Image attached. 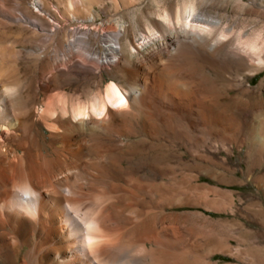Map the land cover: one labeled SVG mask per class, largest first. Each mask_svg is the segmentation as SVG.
Instances as JSON below:
<instances>
[{"label": "bare ground", "instance_id": "6f19581e", "mask_svg": "<svg viewBox=\"0 0 264 264\" xmlns=\"http://www.w3.org/2000/svg\"><path fill=\"white\" fill-rule=\"evenodd\" d=\"M90 1L0 0V25L20 34L17 54L29 71L18 83L0 57V264H179L171 252L212 264L192 236L154 224L152 181L163 175L158 151L166 145L157 135L188 101L224 136L247 127L249 149L260 153L264 107L235 104L228 113L214 91L199 104L181 65L203 59L237 73L264 65L262 30L253 51L254 35L255 46L247 33L234 43L233 26L184 0L165 2L157 14L144 9L140 36L126 23L106 24L104 33L71 27L100 19L88 15ZM89 86L97 90L91 102L60 95Z\"/></svg>", "mask_w": 264, "mask_h": 264}, {"label": "rangeland", "instance_id": "374dc122", "mask_svg": "<svg viewBox=\"0 0 264 264\" xmlns=\"http://www.w3.org/2000/svg\"><path fill=\"white\" fill-rule=\"evenodd\" d=\"M184 1L194 3L197 12L219 16L228 26H233L236 30L233 33L234 43L241 38L242 33H247L248 40L255 38L254 41H257L256 50L252 47L255 46L254 41H249V45L252 43L251 49H261L263 42L258 41L256 36L262 30L264 38V0ZM165 2L177 6L183 0H91L87 13L97 12L100 15L96 24L85 25L77 19L70 24L73 28L82 30L88 27L97 33H104L106 24L117 26V23H126L132 36H140L139 22L146 24V19L141 17L142 11L154 10L157 14ZM244 29L247 31L244 32ZM0 31L3 67L13 72L16 82L25 84L29 79V71L17 54L22 38L15 29L0 25ZM94 43L95 48L102 45L98 39ZM230 47L239 51L235 45ZM160 64L157 63L155 67ZM149 66L154 67L153 64ZM181 66L184 67V76L196 83L199 104L214 91L219 102L218 108L226 109L228 113L233 111L235 104L254 109L264 107V65L240 73L225 70L203 59H184ZM244 84L255 88L244 91ZM66 93L73 97L81 95L83 100L91 102L97 90L89 86L86 90L60 91L61 96ZM188 103L185 101L180 114L170 111L174 113L170 116L172 128L163 127L157 135L166 140V145L163 152L158 151L159 155H163H160L157 168L163 175L159 177L156 172L152 181L156 206L152 215L154 224L156 228L165 227L169 233L178 228L188 239L192 236L191 240L202 253V260H209L212 255V264H264V149L260 153L249 149L247 127L241 125L238 132L224 136L218 132L221 126L216 128L204 121L202 108L197 105L187 108L185 105ZM158 117L156 119L160 120ZM176 129L183 132H175ZM127 165L124 163V166ZM137 171L143 173L144 169L139 168ZM156 246L159 256L162 247L159 244ZM169 257L172 262L179 264H197L196 258L190 253L174 257L171 252Z\"/></svg>", "mask_w": 264, "mask_h": 264}]
</instances>
